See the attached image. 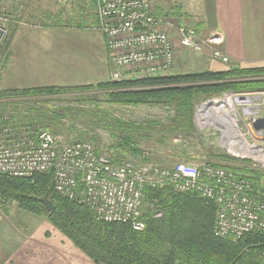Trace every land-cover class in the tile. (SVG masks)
Returning a JSON list of instances; mask_svg holds the SVG:
<instances>
[{"label":"rangeland","instance_id":"374dc122","mask_svg":"<svg viewBox=\"0 0 264 264\" xmlns=\"http://www.w3.org/2000/svg\"><path fill=\"white\" fill-rule=\"evenodd\" d=\"M67 2V0H21L18 6L12 11L13 14H11L6 0H0V14L3 16L2 18L6 19L3 21L4 24H2V27L7 30L6 40L9 39L7 42L8 47L5 48L2 59L0 60V90L8 89L9 87H30L35 85L33 83L37 84L34 87L87 85L93 87L97 84H116L120 81L125 82L168 75H185L207 71L211 73H226L231 70L254 69L242 68L236 62L230 60L225 51L218 48L222 44V41L220 34L214 31L201 37L194 27H178V36H180L179 29L181 28L193 29L195 33L193 41L200 45V50L194 51L190 48L181 47L178 41L177 44L174 42L168 31L171 25L167 23V20L170 21L172 19L171 14L168 13L162 17L156 15L154 11V15L161 17L166 25L167 37L173 45L171 59L166 61L165 57L160 56L148 65L142 67L137 65L131 66L126 71L128 75L115 79L112 69L113 58L115 55L118 56L120 52H123L121 50L122 45L117 44L113 46V51L109 50L108 47L112 46V39L107 36L103 29L96 10L94 14V7L90 0H86L82 4V15L77 18L76 16L79 12L76 4H68ZM157 3L163 7L166 6L167 10L173 12L171 7L173 4L172 0H159ZM26 5V9L30 10L28 17L24 15ZM18 29H23L26 36H28V38L22 36L27 40L26 44L23 41H21L22 43L16 42V37H20L15 33ZM29 32L37 34V44L32 41L33 37L29 35ZM14 36V44L20 45L21 47H11ZM209 38L218 40V42H208ZM103 48L105 51H103ZM30 51L34 53L37 51L40 54H38L35 61L39 66L44 68H41L38 73L33 72L39 78H35V81L29 82V80H34V78L29 79L25 77L29 74L28 72L24 71L17 74L14 70L18 67V63H20V57H22L24 62L22 59L21 62L24 65L28 62L30 64L34 63L32 59L26 58L25 53ZM215 52H220V55L216 56ZM49 56H53V58L51 59ZM17 57L19 59H16ZM224 58L225 61L223 60ZM3 60L8 62L7 66L2 65ZM51 63L56 64L51 65ZM45 66H48L51 71L47 70ZM153 66H157L159 69L156 68L152 72H147ZM142 70L143 73H141ZM240 78L249 80L264 78V76ZM236 80L240 81L241 79ZM39 84L40 86H38ZM112 91L125 92L127 90L119 88ZM81 94L93 95L97 100L104 98V92L100 91H86ZM45 99L48 98H38L37 100L43 102ZM211 101L215 103L204 106V104ZM10 102H15L14 104L16 105H14V108L9 104ZM0 103L6 104L5 112H11L14 115L13 118L15 121L23 122L21 120L34 119L38 115L28 110L31 114L26 116V110L22 109L35 106L34 103L39 104L31 99H6L0 100ZM56 103L47 101L48 106ZM72 103V101H62L61 106L62 108L69 107L66 104L72 105ZM220 104H223L226 107L225 109L231 106V108L236 110L239 120H237L235 125H237L236 128L243 134V139L255 144H259L257 139L264 140V130H261L260 134L256 132L250 135L244 134L248 130V125L251 126L252 121L264 120V90L246 92L228 90L209 97L198 96L194 106L193 132L187 137L180 134L173 136L174 143L171 142L175 146L186 149L188 157L193 159L190 163L194 166L200 167L196 163L205 161L208 164H212L210 162H213L229 165L234 168L245 167L248 170L259 171L258 168L251 165L252 155L248 154L245 156L247 157L245 160L249 164L241 162L239 161L241 159L237 160L238 158L231 155L227 151V148L223 146L225 139L221 138L220 130L226 136V130L231 133L233 132L234 137H238V133L231 127L227 129L224 114L219 115L220 118H218V112L213 110ZM35 108L39 109L46 117L51 114H46V112H50V110H47V107L43 108L36 105ZM210 113L214 114L210 116L208 115ZM171 115L172 110L166 107L149 105L113 106L108 103H99L96 118L102 119L103 121H96L97 123H90L87 126L86 124L88 122L83 115L77 120H70L69 115L66 116L60 111L57 117L59 118V123L64 128L71 126V124L75 126V129H71L70 131L74 137L84 136V132H87L86 136L94 138V146L101 151H105L113 143V137L119 139L123 134H128L135 139L137 147L143 153L150 155L151 163L171 167L176 163L186 162L187 160L174 157L170 149H167L166 146L156 145L157 138L154 134L152 135L154 129L151 126L154 124L168 123ZM0 116H9V120L11 118L9 113H0ZM199 116L201 117L200 119ZM112 118L119 119L120 121ZM9 122L13 124L12 120ZM121 122L134 124L136 128L139 127L137 129L135 127H125L124 129ZM34 123L37 124L38 122ZM254 123L253 127L251 126L253 129ZM111 132L112 137L110 136ZM146 135L148 136L146 137ZM150 135L152 136L149 138ZM64 137H66L65 134ZM61 138L63 139V137ZM174 140L178 141L175 142ZM165 145H168V143ZM222 156H229L235 160L224 159ZM0 264L93 263L78 249L73 247L45 217L28 213L19 208L14 200L0 197Z\"/></svg>","mask_w":264,"mask_h":264},{"label":"trees","instance_id":"16d2710c","mask_svg":"<svg viewBox=\"0 0 264 264\" xmlns=\"http://www.w3.org/2000/svg\"><path fill=\"white\" fill-rule=\"evenodd\" d=\"M4 64L5 60L2 62L3 66ZM249 76H264V67L231 70L226 73L207 71L168 75L120 81L116 84H97L93 87L87 85L8 88L0 90V100L31 99L39 103H34L35 106L47 107L50 112L46 114H51L46 117L35 106H30L22 109L26 110V116L31 114L28 110L35 112L38 114L36 118L21 120L23 122L15 121L11 112H5L6 104L4 103H0V113H9L10 120L13 124L16 123L15 126L45 129L55 136L63 137L66 142L86 141L91 144L94 152L107 154L114 162L127 159L150 164L152 162L150 155L143 153L137 147L131 135L123 134L119 139L113 137V143L105 151H101L94 146V138L86 136L87 132H84V136L74 137L70 131L75 129V126L71 124L64 128L59 123L57 115L59 116L61 111L66 116L69 115L70 120H77L83 115L88 126L90 123L103 121L96 118L99 103H108L113 106L166 107L172 110L169 122L151 125L154 129L152 135L154 134L157 138L155 143L166 146L174 157L185 159L187 160L184 161L185 163H190L193 159L188 157L185 148L173 144L172 137L179 134L187 137L193 132L196 98L218 95L228 90L236 92L264 90V78L249 80L240 78ZM119 88L127 91H112ZM86 91L104 92V98L97 100L93 95L81 94ZM38 98L48 99L41 102L37 100ZM48 100L57 103L48 106ZM62 101H72L74 104H66L69 107L62 108ZM14 103L9 104L14 108L16 105ZM86 106L89 107L86 108ZM121 123L124 129L125 127L136 128L134 124ZM110 136H113L112 132ZM166 143L168 145H165ZM222 157L235 160L229 156ZM239 161L248 163L245 160ZM210 163L214 166L232 169L262 183V187L256 188V194L264 193V179L260 171ZM0 197L14 200L19 208L28 213L45 217L73 247L93 264H264V233L254 230L235 241L230 238L214 237L213 228L217 206L194 192L180 194L169 187L145 188L141 207L145 228L141 231L133 230L128 223L97 221L88 206L69 200L54 191L50 173L37 174L31 178L0 175ZM44 197L53 204L52 211H48L40 202L39 199Z\"/></svg>","mask_w":264,"mask_h":264},{"label":"built area","instance_id":"2783aa9c","mask_svg":"<svg viewBox=\"0 0 264 264\" xmlns=\"http://www.w3.org/2000/svg\"><path fill=\"white\" fill-rule=\"evenodd\" d=\"M6 2L13 14L21 0ZM95 3L103 29L112 39L109 50L122 45L123 52L113 58L115 79L128 75L126 71L131 66L148 65L160 56L166 61L171 59L173 45L163 19L154 15L152 0H95ZM2 17L0 14V60L9 40H6V28L2 27L6 19ZM179 35L181 47L200 50V45L193 41V29L181 28ZM208 42L218 40L209 38ZM215 54L219 56L220 52ZM156 68L153 66L147 72ZM218 106L226 111L222 114L227 129L231 127L238 133L234 137L233 132L226 130V136L220 130L221 138L225 139L223 146L241 160L252 155L251 165L259 169L264 179V140L257 139L259 144H255L243 139L235 125L239 120L236 110L231 106L225 109L223 104ZM8 120V116H0V175L31 178L50 173L54 191L88 206L97 221L128 223L133 230L141 231L145 228L141 211L143 190L169 187L180 194L197 193L217 206L213 228L216 238L235 241L254 230L264 233V193L256 194V188L263 184L247 175L205 161L196 163L200 167L185 162L171 167L127 159L114 162L107 154L94 152L86 141L66 142L48 130L15 126ZM251 126L248 125L245 135L260 134L264 130H254Z\"/></svg>","mask_w":264,"mask_h":264},{"label":"crops","instance_id":"0c3cea01","mask_svg":"<svg viewBox=\"0 0 264 264\" xmlns=\"http://www.w3.org/2000/svg\"><path fill=\"white\" fill-rule=\"evenodd\" d=\"M67 1L68 4H76L79 12L76 18L82 15V4L86 0ZM90 1L93 4L95 14V2L94 0ZM152 1L156 15L164 17L168 13L171 14L172 19L170 21L167 20V23L171 25L168 31L176 44L177 41L179 42L178 27H194L201 37L214 31L220 34L222 41L218 48L223 49L230 60L236 62L242 68L264 67V0H172L173 4L171 7L174 13L167 10L166 6L158 5L157 1L159 2V0ZM26 8L27 5L25 6L24 15L28 17L30 10ZM15 33L20 36L16 37V42L22 43L21 41H23L25 44L27 43V40L23 37L28 38V36H26L23 29H18ZM29 35L33 37L32 41L37 44V34L29 32ZM12 40V43L10 42L11 47H21L14 44L15 36ZM103 51H105L104 48ZM38 54L37 51L35 53L32 51L25 53L26 58L34 61V65L30 64V62L24 65L21 62L22 57L20 59L17 57L16 59H19L20 63L14 70L15 73L28 72L29 74L25 77L34 78V80H29V82L39 78L33 73H38L41 68H44L35 61ZM49 58L52 59L53 56H49ZM7 64L8 62L5 61L4 66H7ZM55 64L51 63V65ZM45 67L51 71L48 66ZM33 84L35 85L30 87L37 86L36 83ZM27 255L29 254L27 253Z\"/></svg>","mask_w":264,"mask_h":264},{"label":"water","instance_id":"95a60500","mask_svg":"<svg viewBox=\"0 0 264 264\" xmlns=\"http://www.w3.org/2000/svg\"><path fill=\"white\" fill-rule=\"evenodd\" d=\"M254 128L255 129H264V120L261 119V120H258L254 123ZM40 202L45 206V208L48 210V211H52L54 209V206L53 204L46 198H41L39 199Z\"/></svg>","mask_w":264,"mask_h":264},{"label":"bare ground","instance_id":"6f19581e","mask_svg":"<svg viewBox=\"0 0 264 264\" xmlns=\"http://www.w3.org/2000/svg\"><path fill=\"white\" fill-rule=\"evenodd\" d=\"M211 103H215V102H214V101H211V102H209V103H207V104H204V106H207L208 104H211ZM208 106H209V105H208ZM213 110H214V111H217L218 114H222V113H225V112H226L222 106L215 107ZM212 114H214V113H210V114H208V115L211 116ZM200 116L202 117V115H200ZM200 116H199V119L201 118ZM215 116H216V115H215Z\"/></svg>","mask_w":264,"mask_h":264}]
</instances>
